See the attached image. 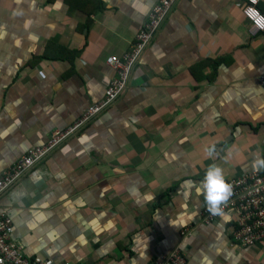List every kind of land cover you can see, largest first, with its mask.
Instances as JSON below:
<instances>
[{"label": "crops", "instance_id": "1", "mask_svg": "<svg viewBox=\"0 0 264 264\" xmlns=\"http://www.w3.org/2000/svg\"><path fill=\"white\" fill-rule=\"evenodd\" d=\"M155 1L0 0V175L102 100L107 57ZM243 2L174 0L124 94L5 191L26 257L145 264L177 247L184 264H264V241L231 239V214L200 220L206 167L237 177L264 152V31Z\"/></svg>", "mask_w": 264, "mask_h": 264}, {"label": "built area", "instance_id": "2", "mask_svg": "<svg viewBox=\"0 0 264 264\" xmlns=\"http://www.w3.org/2000/svg\"><path fill=\"white\" fill-rule=\"evenodd\" d=\"M173 1H155L150 6L145 21L139 26L128 51L122 56L107 57L106 63L115 70L116 75L106 88L102 100L89 106L70 127L53 131L45 144L28 148L13 166L2 172L0 197L35 165L43 161L54 148L70 135L78 133L95 116L113 105L124 94L131 71L137 66L141 55L161 28ZM256 4L257 0H244L241 14L255 31L261 32L264 31V17L256 10ZM258 84L264 88V75L258 78ZM261 157H264V152ZM226 179L232 185V195L225 207V211L232 215L231 239L244 247L263 242L264 170L257 171L253 168L240 176ZM217 217L208 211L204 200V205L200 209V220L209 224ZM12 233L10 217L5 211H0V264H70L39 257H26L21 247L13 240ZM179 233L182 235L184 232L181 230ZM145 264H184V257L182 252L174 247L168 253L159 254L158 257Z\"/></svg>", "mask_w": 264, "mask_h": 264}, {"label": "clouds", "instance_id": "3", "mask_svg": "<svg viewBox=\"0 0 264 264\" xmlns=\"http://www.w3.org/2000/svg\"><path fill=\"white\" fill-rule=\"evenodd\" d=\"M204 151L209 158H214L216 147L212 144L206 146ZM252 167L257 171L264 170V157L256 156L252 161ZM200 193L204 196L207 209L212 215L222 219L228 216L225 207L232 195V185L226 179L224 168L215 162L206 167L200 184Z\"/></svg>", "mask_w": 264, "mask_h": 264}, {"label": "trees", "instance_id": "4", "mask_svg": "<svg viewBox=\"0 0 264 264\" xmlns=\"http://www.w3.org/2000/svg\"><path fill=\"white\" fill-rule=\"evenodd\" d=\"M89 23H90V22H89V20H88L87 25H88Z\"/></svg>", "mask_w": 264, "mask_h": 264}]
</instances>
